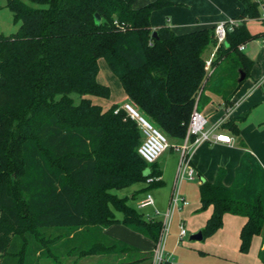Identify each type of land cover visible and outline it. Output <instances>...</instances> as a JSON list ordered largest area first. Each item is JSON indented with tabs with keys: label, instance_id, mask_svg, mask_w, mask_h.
<instances>
[{
	"label": "trees",
	"instance_id": "obj_1",
	"mask_svg": "<svg viewBox=\"0 0 264 264\" xmlns=\"http://www.w3.org/2000/svg\"><path fill=\"white\" fill-rule=\"evenodd\" d=\"M28 1L38 7L5 1L18 27L0 35V264H35L33 254L108 255L102 264H151V254L103 233L119 221L155 243L162 222L111 191L160 171L156 161L148 164L138 155L142 133L136 123L123 111L114 113L117 105L104 110L88 98L110 94L97 82L98 60L137 112L170 142L182 141L198 91L197 109L207 100L204 90L228 106L246 79L254 62L239 45L260 37L245 26L246 19L259 17L258 4L239 0V23L218 46L212 63L222 68L214 77L204 70L205 54L215 45L213 28L183 35L168 26L151 29V12L164 0L135 8L133 0ZM240 72L245 79L239 82ZM220 127L245 147L235 120ZM234 172L229 185L223 167L213 181L198 185L200 208L212 206L201 235L221 227L224 213L239 214L245 221L238 248L247 252L260 234L264 264V169L244 151Z\"/></svg>",
	"mask_w": 264,
	"mask_h": 264
},
{
	"label": "crops",
	"instance_id": "obj_2",
	"mask_svg": "<svg viewBox=\"0 0 264 264\" xmlns=\"http://www.w3.org/2000/svg\"><path fill=\"white\" fill-rule=\"evenodd\" d=\"M150 1L154 0H136L134 6L133 0V7L146 5L151 3ZM164 1L166 4L163 7L151 12L149 17L150 27L155 30L159 27L168 26L173 33L178 35L199 29H212L216 23L230 18L238 19L243 8L239 0ZM254 19H246L245 26L251 34H259L261 38L264 35L263 29H261L262 31H253L249 27L250 22H253ZM262 24L264 25V21H262ZM244 46L245 48L242 52L254 63L246 79L234 93L231 104L225 106L219 95L204 90L202 95L207 97V100L201 99L200 109L198 108L197 110L205 115L207 119L206 126L211 129L216 128L224 120H235L239 126L240 140L244 142L245 147L240 146L236 138L226 129L219 127L216 131L229 136L233 142L231 144L225 142L202 144L193 153L192 164L197 177L184 181H196V184L194 189L188 188V190H181L179 186L182 196L189 200L188 204L176 210L179 212L180 219L185 223L190 234L201 231L205 225L206 218L212 211L211 205L204 209L200 208L198 185L204 179L213 181L219 167H223L226 172L223 183L224 185H229L234 179L235 166L244 151L257 157L264 169V56L262 60L257 57L252 58L248 53L246 54V44ZM127 100L128 97L123 91L122 102L113 100L106 106H100L106 110L112 105L120 106ZM91 101L95 103L94 99H91ZM171 142L181 144V141ZM156 165L160 171V180L163 182V174H161L162 171L157 160ZM155 204L156 201L154 199L152 207L155 208ZM116 216L120 217V214ZM222 219L221 227L212 234L205 237L202 236L200 240L189 237V239L195 240L192 244H180L178 242V234H175L174 238L168 237L167 242L164 244V251L170 255L171 264H262L258 257V249L261 247L260 234L253 235L248 251L243 252L238 248L240 242L238 234L245 221L244 217L239 214L224 213ZM115 223L104 227L103 233L110 237L113 236L117 239H122V241L133 243L142 252L150 254L154 241L134 231L127 225L119 226V224ZM117 223L121 222L118 221ZM137 236L149 239L150 242H146L144 238L141 241ZM198 241H203V244Z\"/></svg>",
	"mask_w": 264,
	"mask_h": 264
},
{
	"label": "built area",
	"instance_id": "obj_3",
	"mask_svg": "<svg viewBox=\"0 0 264 264\" xmlns=\"http://www.w3.org/2000/svg\"><path fill=\"white\" fill-rule=\"evenodd\" d=\"M255 1L262 10L261 21H264V0ZM238 23V19L230 18L214 25L213 31L215 45L213 46L210 55L204 59V70L207 75L212 72V61L215 59L218 46L225 42L227 33ZM244 48V45H239L240 51H243ZM199 94L200 91L197 93L192 113L187 122L185 136L179 145H170L166 136L158 128L153 126L144 116L137 112L134 104L130 100L123 102L113 111L114 113H117L119 110L123 111L129 119L136 123L138 129L141 130L142 139L139 143L137 153L139 156L145 159L148 164L155 162L157 157H159L167 149L171 148L177 153L179 158L176 169L177 176L172 187V194L168 202L169 207L164 214V220L161 221L162 229L158 235V239L155 242V247L151 256V264H171L170 255L164 251V244L173 212L188 204V201L184 198V196H182L179 186L184 180L194 179L197 177V173L192 164V155L195 150L202 144L218 142L231 144L233 142L232 138L229 136L223 135L216 131L220 127V124H218V126L214 129L208 128L206 126L207 119L205 115L197 110V101L200 96ZM160 178V174L149 175L145 178L144 182L149 185L156 182L157 180H160ZM153 204L154 199L152 194L149 192H146L141 197V199L137 201V207L139 208L153 206ZM146 218L151 219L153 217L147 215ZM186 232L187 231L184 222H180V228L177 236L178 242L184 238L183 236L186 235Z\"/></svg>",
	"mask_w": 264,
	"mask_h": 264
},
{
	"label": "rangeland",
	"instance_id": "obj_4",
	"mask_svg": "<svg viewBox=\"0 0 264 264\" xmlns=\"http://www.w3.org/2000/svg\"><path fill=\"white\" fill-rule=\"evenodd\" d=\"M5 1L6 0H0V35H9V33L14 32L17 27L18 23L12 21L11 12L7 7H5ZM22 3H25L26 5L32 6V7H38L37 5L31 3L28 0H20ZM136 4V0H134V6ZM262 10L258 6V14L259 17L255 18L253 22H250L249 27L253 31H262L264 30V25L261 21V14ZM228 20V19H227ZM262 24V25H261ZM247 51L252 58H259L260 60L263 59L264 56V35L260 38H256L255 40H250L246 42ZM212 52V48L208 50L205 54V58H207L210 53ZM204 58V59H205ZM223 66V65H222ZM98 73H97V82L101 83L103 85H107L110 89V95L108 98H100L96 96H88V98L94 99L95 103L106 106L107 104H110L113 100L116 102H122V95L123 91L122 88L116 79V77L112 74L110 69L107 67L106 63L103 59L98 60ZM220 64H216V66H213L211 75H214L215 77V71L218 69V71L221 69ZM71 98L74 102H77V96L76 94H71ZM113 99V100H112ZM118 100V101H117ZM200 109V108H199ZM167 138V137H166ZM168 143H170L169 139L167 138ZM179 145V143H170V145ZM178 155L176 152L171 148L167 149L165 152H163L158 158L157 162L160 166V170L162 171L161 174H163V182L156 183L154 185L147 186V184L143 181L135 182L129 185H126L125 187L120 188H112L111 191L114 192L119 197H127V203L131 206L137 208L138 210L142 211L145 216H151L155 219H160L161 221L164 220V214L168 209V199L170 197V194L172 192V187L174 185V182L176 180V169H177V163H178ZM196 184V181H183L180 185L181 190H188V188L194 189V186ZM149 192L152 194L153 199H155L156 204L155 208L152 206L147 207H137V201L141 199V197L146 193ZM186 199V198H185ZM187 200V199H186ZM189 200V199H188ZM187 200V201H188ZM178 210V209H177ZM116 215H119L120 212L117 210H114ZM171 223L169 225V230L166 235L167 242L168 237L174 238L175 234H178L179 228H180V222H183L180 219V214L178 211H174L173 215L170 219ZM119 224V226H124L123 223H115ZM185 225V223H184ZM186 228V235L183 236L184 238L180 241V244H192L195 242V240L189 239V234ZM130 231V230H129ZM134 235V234H132ZM141 241L142 238L137 236ZM122 240V239H121ZM146 242H150L149 239L144 238ZM124 242H128L123 240ZM201 244H203V241H198ZM129 244H132L134 246H137L133 243L128 242ZM139 247V246H138ZM155 243L152 244L150 249V254L152 256V252L154 250ZM197 255V254H196ZM33 261H35V264H102L103 260H108V255H68L63 254L60 255V257L53 258V257H41V256H35L34 254L31 255ZM200 257V256H199ZM207 258V257H206ZM203 258V259H206ZM109 261V260H108Z\"/></svg>",
	"mask_w": 264,
	"mask_h": 264
},
{
	"label": "water",
	"instance_id": "obj_5",
	"mask_svg": "<svg viewBox=\"0 0 264 264\" xmlns=\"http://www.w3.org/2000/svg\"><path fill=\"white\" fill-rule=\"evenodd\" d=\"M92 18H94V20H95V22H96L97 24L100 23L99 16H98L97 14H94V16H92ZM152 34H153L154 36L156 35V33H155L154 31L152 32ZM238 78H239V79H238L239 82L242 81V80H244V79H245V78H244V74H243L242 72H240ZM190 238L200 240V239L202 238L201 231H197V232L191 233V234H190Z\"/></svg>",
	"mask_w": 264,
	"mask_h": 264
}]
</instances>
